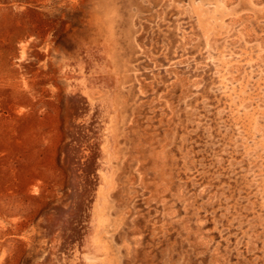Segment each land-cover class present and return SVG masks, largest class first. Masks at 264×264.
Masks as SVG:
<instances>
[{
    "label": "rangeland",
    "instance_id": "rangeland-1",
    "mask_svg": "<svg viewBox=\"0 0 264 264\" xmlns=\"http://www.w3.org/2000/svg\"><path fill=\"white\" fill-rule=\"evenodd\" d=\"M0 264H264V0H0Z\"/></svg>",
    "mask_w": 264,
    "mask_h": 264
}]
</instances>
